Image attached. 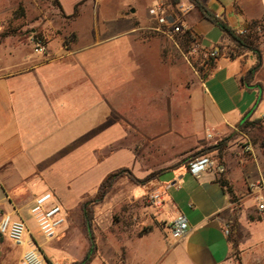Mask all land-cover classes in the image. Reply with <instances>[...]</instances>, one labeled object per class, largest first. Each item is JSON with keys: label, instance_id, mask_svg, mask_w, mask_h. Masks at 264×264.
<instances>
[{"label": "crops", "instance_id": "1", "mask_svg": "<svg viewBox=\"0 0 264 264\" xmlns=\"http://www.w3.org/2000/svg\"><path fill=\"white\" fill-rule=\"evenodd\" d=\"M21 1L0 0V7L6 9L8 5V10L14 11ZM145 1L147 11L140 12L138 6L131 10L130 5V19L126 9H119L112 20L95 25L94 30H84L77 13V20L70 27L72 35L65 42L60 34L54 39L47 36L44 55L0 49V209L26 224L27 242L32 240L47 262H57L61 256L70 258V252L60 248V244H69L70 231L66 228L63 231L65 225L61 239L59 233L57 238L46 241L29 212L34 199L47 191L66 211L77 209L86 197L80 195L76 206H66L56 176L63 178L69 190L76 173L94 168L111 156L114 149L130 150L136 161L144 156V162H149L168 154L171 145L184 147L166 166L154 163L157 165L154 169L159 170L174 165L194 149L213 147L231 136L221 152L220 163L199 179L177 169L160 175L150 184L162 192L166 210L156 213L154 219L151 212H146L142 228L148 224L154 227L134 235L130 254L138 240L156 231L159 241L167 246L166 253H173L170 258L173 264H229L232 253L238 254L241 264L261 262L264 209H258L250 184L264 179V127L261 132L255 127L241 128L245 122L264 116V0H202L234 31L248 30L251 23L259 22L262 30L256 38L258 53L236 49L218 27L200 17L189 1L181 0L178 5L182 19L198 36L200 52L219 47V56L206 68H200V75L195 74L187 97L189 116L184 122L179 119L176 126L178 143L174 141L167 146L158 143L167 133L166 128L157 132L150 127L181 118V113L172 115L165 101L156 103L148 98L142 114L135 116L133 106L129 108L133 114L130 137L137 143L130 140V148L119 147L125 139V129L115 136L112 131L119 129L121 121L128 124V115L106 101L105 95L111 96L114 86L136 83L131 65V57L136 54L134 46L149 48V40L153 39L136 33L148 29V9L161 0ZM116 37H127L130 41V70L119 65L116 54L111 55L108 59L111 63L107 65L97 52L102 44ZM86 55L91 56L89 66L85 64ZM113 64L118 66L111 68ZM248 73L251 76L246 79ZM154 106L158 117L152 111ZM246 143L250 145L249 151L244 149ZM136 144L141 145L139 151ZM104 176L95 183V191ZM219 178L228 183L233 198L220 186ZM179 214L188 222V231L181 239L170 232ZM22 250L0 236V264H18Z\"/></svg>", "mask_w": 264, "mask_h": 264}, {"label": "rangeland", "instance_id": "2", "mask_svg": "<svg viewBox=\"0 0 264 264\" xmlns=\"http://www.w3.org/2000/svg\"><path fill=\"white\" fill-rule=\"evenodd\" d=\"M130 5H132L131 10L138 6L140 12L147 11L145 0H22L14 11L8 10L10 7L8 5L5 6L6 9L0 7V38L5 36L0 42V49L12 48L16 49L17 53L24 55L27 53L44 55L47 51V36L54 39L57 34H60L63 42L66 37L68 39L72 35L70 27L72 22L77 20L75 17L77 13L81 15L80 21H83L84 30H94L95 25H100L105 20H112L119 9H126V16L130 19ZM125 35L130 36L129 33ZM136 35L153 39L149 40V48L134 46L133 51L136 54L131 57V65L134 66L136 83L133 85L129 83L121 88L114 86L111 96L105 95L106 101L121 110L123 109L128 115V124L121 121L119 129H113L112 134L115 136L125 129L126 136L119 143V147L130 148V140L134 144L137 143L130 137V116L133 114L129 108L133 106L135 116L138 113L142 114L145 110L143 104L150 98L152 102L156 103L165 101L167 110L172 112V115H175L176 112L181 113V118H171V121L165 119L166 122L155 123L150 127L157 132H162L166 128L167 135L161 137L158 143H162L164 146L170 143L174 144V141L178 143L175 135L176 126L180 123L179 119L184 122L189 116L188 91L195 83V74L200 75L199 63L202 55L200 52L197 57L189 55V48L183 47L175 37L168 38L148 29L140 30ZM216 36L219 38V35ZM38 42L45 43L41 53L36 51ZM128 42L130 41L127 37H116L102 44L97 52L101 53L103 61L107 65L111 63V60H108L111 55L116 54L119 65L130 70V44ZM62 46H64L63 43ZM90 60L91 56L86 55L85 64L87 66H89ZM110 66L116 68L118 65ZM155 106L152 111L155 110ZM157 110H155L156 114ZM254 127L259 131L264 125L260 123ZM209 147L211 146L194 149L188 155ZM140 148L141 145L136 144L137 151ZM183 148H174L171 145L167 149L168 154L154 157L149 162H144V156L137 157L138 161H136L130 156V150L114 149L111 156L105 158L94 168L83 172L77 171L79 173H76V179L70 184L69 190L66 188L69 185H66L67 183L63 178H60V175L55 177V182L59 187V194L67 200L68 205L66 206L74 207L76 206L74 203L80 195L86 196L82 199L83 201L95 194V183L105 174L119 167H127L134 176L141 179L156 171L154 169L156 164L160 166L169 164L174 160L172 159L175 158L174 155ZM153 150L151 149L152 152ZM169 150L174 151L169 152ZM213 152L216 154L212 155ZM207 155L215 159L216 165H218L217 150H211ZM154 163L156 164L154 165ZM154 180L137 185L126 176H122L114 183L103 201L93 207L94 219L91 232L96 247L93 264H154L160 258L162 260L159 264H173L170 260L173 253H166L167 246L163 241H159L156 231L149 233L144 239L138 240L134 245V252L132 251L130 254V242L135 241L134 235L154 227L153 224H148L146 228H142L146 212H151L150 217L154 219L156 213L166 210L162 192L150 185ZM154 196L158 197L161 205L155 204ZM67 213L68 220L63 231L65 228L66 231H70L69 244L66 246L60 244V248L70 252L71 257L61 256L57 262H52V264H72L74 261H80L88 248L87 232L81 222L78 207L67 211ZM152 219L151 221H153ZM63 231L60 232L59 239L62 238ZM229 264H241L238 254L232 253ZM256 264H264V260Z\"/></svg>", "mask_w": 264, "mask_h": 264}, {"label": "built area", "instance_id": "3", "mask_svg": "<svg viewBox=\"0 0 264 264\" xmlns=\"http://www.w3.org/2000/svg\"><path fill=\"white\" fill-rule=\"evenodd\" d=\"M150 16V25L148 30L164 35L168 38L190 30V27L182 19V9L179 5L172 6L166 3L165 0L157 1L151 8L148 9ZM236 35L243 36L248 33L247 28L235 30ZM193 42L189 47V55L198 56L200 52V43L198 36L191 31ZM44 47L39 42L37 43L36 51L43 52ZM201 53V52H200ZM200 68H206L211 62L217 59L219 52L216 48H211L204 53H201ZM262 125H264V116L260 117ZM244 149L249 151L250 145L245 144ZM215 160L209 155H201L191 159L186 168V172L192 177L199 179L207 171L216 168ZM253 191L254 199L259 203L258 208L264 209V201L262 190H264V179H259L250 184ZM156 205H161V201L157 196L153 197ZM30 215L33 218L41 236L46 241H51L58 237L61 229L66 225L68 220L67 211L54 201L51 192H44L34 199L33 205L30 208ZM188 231V222L184 215L179 214L170 226L171 235L175 238H183ZM228 234V230H225ZM28 229L22 220H15L12 216L0 209V236L8 239L14 246L22 248V253L18 264H52L47 262L38 246L30 240H26Z\"/></svg>", "mask_w": 264, "mask_h": 264}, {"label": "trees", "instance_id": "4", "mask_svg": "<svg viewBox=\"0 0 264 264\" xmlns=\"http://www.w3.org/2000/svg\"><path fill=\"white\" fill-rule=\"evenodd\" d=\"M166 3L171 4L172 6H175L181 2V0H165ZM189 1L193 8L199 13L200 17L203 19L208 20L210 23H212L214 26L218 27L220 31L222 32L223 36L228 38L229 41L235 46L236 49L241 50H248L253 53H258V46L256 43L257 33L261 32L262 25L259 22H253L248 26V33L243 36L236 35L235 31L230 29L226 23H224L221 19L215 16L204 4L202 0H187ZM192 29L185 31L183 33H180L175 36L176 40L183 45L186 49L190 47L191 43L193 42V37L191 34ZM193 32V31H192ZM42 45L45 43H41ZM219 52V47L217 48ZM251 76V73H248L246 75V79H249ZM261 123V120H254L252 122H245L242 126V130L246 129L247 127H254V125H259ZM231 136L222 139L219 141L216 145L213 147L202 149L201 151H198L194 154L188 155L184 157L183 159L179 160L174 165H171L170 167H166L163 169H159L156 171H153L143 178H137L133 175V173L127 168V167H119L116 170L107 173L101 182L99 183L95 194L91 198L84 199L81 201V203L78 206L81 222L86 229L87 232V238H88V248L85 252L83 258L80 261H74L72 264H90L93 260L95 253H96V247L93 239V235L91 232V225L92 221L94 219V210L93 207L96 204H99L103 201L106 194L111 190L114 183L122 176H126L129 178L133 183L137 185H143L151 180L157 179L160 175L177 169H183L186 171L188 162L198 156L201 155H207V153L211 150H217V159L218 164L220 163L221 158V152L226 147L227 142ZM218 183L222 188H225L228 194L233 198V193L231 191V188L228 186V183L219 178Z\"/></svg>", "mask_w": 264, "mask_h": 264}, {"label": "water", "instance_id": "5", "mask_svg": "<svg viewBox=\"0 0 264 264\" xmlns=\"http://www.w3.org/2000/svg\"><path fill=\"white\" fill-rule=\"evenodd\" d=\"M220 168V167H219Z\"/></svg>", "mask_w": 264, "mask_h": 264}]
</instances>
